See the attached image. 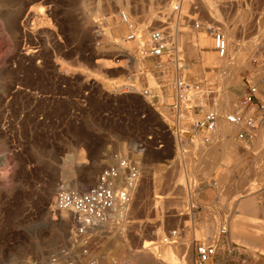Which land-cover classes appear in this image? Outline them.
<instances>
[{"label":"rangeland","instance_id":"374dc122","mask_svg":"<svg viewBox=\"0 0 264 264\" xmlns=\"http://www.w3.org/2000/svg\"><path fill=\"white\" fill-rule=\"evenodd\" d=\"M187 1L181 15L182 3L177 0H0V167L13 170L10 185L0 182V264H63L75 259L76 250L87 251L89 261L96 259L98 264H122L124 259L137 264L134 256L140 252L148 256L150 250H155L156 258L147 257L144 262H148L141 264H194L197 243H216L219 231L195 214L196 196L213 180L218 183L226 171L218 167L214 177L208 176L207 166L214 162L211 146L217 142L218 130L233 125L221 119L211 146L200 138L176 142L171 132L174 115L168 106L175 75L173 56L160 65L162 59L145 57L139 39L130 48L116 44L130 34L120 12L136 19L138 34L146 17L152 24L149 32L177 17L179 35L184 23L190 40L205 34L212 41L205 30H195L194 18L218 22L228 40V53L235 56L226 69L213 41L209 50L216 62L208 66L195 48L186 44L179 48L184 78L212 82L218 90L214 109L222 113L236 111L237 91L246 92L257 83L248 78L244 86L241 75L257 66L264 68V0ZM102 59L112 60L113 66H104ZM128 84L139 90L129 91ZM144 88L151 89L153 96L143 95ZM222 100L228 101L227 108ZM235 129L228 133H237L234 146L254 160L247 173L252 175L247 192L259 194L262 202V219L250 220L261 245L246 241L234 229L231 241L248 254V264H260L264 124L250 142L240 140V130ZM122 156L140 162L142 175L126 219L93 238L79 234L75 221L63 228L61 212L51 209L64 186L62 172L71 171L87 183L100 164L97 181ZM173 230L180 235L172 245L164 238ZM80 240L91 242L81 245ZM171 248L180 256L165 260L161 253Z\"/></svg>","mask_w":264,"mask_h":264},{"label":"built area","instance_id":"2783aa9c","mask_svg":"<svg viewBox=\"0 0 264 264\" xmlns=\"http://www.w3.org/2000/svg\"><path fill=\"white\" fill-rule=\"evenodd\" d=\"M177 1L183 2V0ZM120 17L122 22L128 24L130 21L131 23L130 34L122 37V42L128 43L136 40V22L125 12H120ZM176 19L177 17L165 26L151 30L149 50L144 52L145 57L162 59L160 65H164L167 60L170 61L168 57L173 56L171 61L175 64V75L172 81V101L168 103V106L174 115L171 132L175 141L181 145L185 139L191 141L197 136H202L205 145L210 144L213 139L212 135L217 130L221 119H225L239 128L238 138L240 140L251 141L256 130L264 124V98H261L259 86L251 84L247 87L246 92L238 102L236 111H224L222 113L216 111L214 107L218 104V90L215 85L209 81L189 82L182 74L183 51L175 44L173 28L169 24L176 23ZM194 28L196 31L205 30L211 35L213 49L219 58L227 56L228 40L218 22L203 23L194 18ZM125 87L131 92L139 90L131 84ZM140 91L145 96H153V92L149 88ZM141 177L140 164L128 156H122L114 164L107 166L99 174L97 183L86 190L78 192L73 189H61L56 196V209L70 211L75 216L77 232L84 235L104 223L114 213L127 215ZM221 234L226 235L228 232L222 230ZM179 235L177 230H173L164 240L167 243L173 240V242H178ZM216 239L215 244L206 242L196 244L194 264H222L217 260L219 236ZM225 243L227 245L222 250L223 252H227L230 258H239L240 264H248L249 257L243 249L233 244L231 240L225 241ZM90 263L97 264L98 261L93 259ZM63 264L78 263L75 259H69ZM122 264L132 263L124 259Z\"/></svg>","mask_w":264,"mask_h":264},{"label":"crops","instance_id":"0c3cea01","mask_svg":"<svg viewBox=\"0 0 264 264\" xmlns=\"http://www.w3.org/2000/svg\"><path fill=\"white\" fill-rule=\"evenodd\" d=\"M262 72L264 73V68L257 66L252 72L245 71L240 79L244 86L248 78L257 81L256 84L261 90V98H264V74ZM244 93L245 91H237L238 101ZM231 131L233 130H218L217 143L212 146L208 145L212 148L214 158V162L207 166L208 176L214 177L218 167L226 171L220 174L218 183L213 180L212 185L198 191L196 196L197 213L195 214L198 219L202 223L208 221L213 229L219 231L217 260L222 264H240L239 258H230L227 252L222 251L227 245L225 241L231 240V230L242 231L243 234L238 236L246 240L245 234L253 235L252 231H254L252 227L254 223L250 220L262 219V202L259 194L250 195L247 192L252 181V175L247 173L248 169L254 165V160L245 156L243 148L234 146L233 140L237 138V133L233 136L229 135ZM222 230H227L228 234H221Z\"/></svg>","mask_w":264,"mask_h":264},{"label":"bare ground","instance_id":"6f19581e","mask_svg":"<svg viewBox=\"0 0 264 264\" xmlns=\"http://www.w3.org/2000/svg\"><path fill=\"white\" fill-rule=\"evenodd\" d=\"M190 2V1H189ZM187 4H188V1L187 0H183V2H182V5H181V7H180V9H179V13H181V15L182 14H184V11H186V9L185 8H188L187 7ZM210 4V3H209ZM208 4V5H209ZM185 9V10H184ZM207 9H208V13L211 15V16H213V9H211V7L210 6H207ZM125 12V11H124ZM126 13V12H125ZM187 16H191V15H189V14H186ZM129 16V15H128ZM130 17V16H129ZM214 17V16H213ZM216 17V16H215ZM131 18V17H130ZM194 18V17H193ZM132 20H134L135 22H136V25H137V21H136V19L134 18V17H132ZM110 22H112V21H110ZM151 22V20H150V18L149 17H146V19L145 20H143L142 21V23H141V26H140V30H141V32L138 34V25L136 26V35H137V38H136V40H138L139 39V44H140V46H142L143 48L145 47V49L144 50H146V51H148L149 50V46H150V32H149V26H150V23ZM182 22V21H181ZM211 22V21H210ZM123 24H125L126 26H127V28L131 31V23H130V21H129V23L127 24V23H125V22H122ZM170 24V23H169ZM152 25V24H151ZM171 26H172V28H173V34H174V42H175V44L177 45V46H179V45H182V46H184V44H186V45H188V49H191V48H195V51L197 50L198 51V54H199V56L201 57V59H202V61L204 62V64L206 65V66H208V64H213V63H215L216 61H215V57H214V55H213V53H212V51L211 50H209V47H210V45L212 44V41L210 42V37H208V35H205V34H203V35H200V36H197L196 38L195 37H193V39H192V37H191V39L192 40H190V36H191V34H190V32H189V29L187 30L186 28H184L183 26H186V25H184V23H183V25L180 23V25H181V27L179 28L180 29V35H179V30H178V24H170ZM112 26V25H111ZM111 26H109L110 27V29H111ZM153 27V26H152ZM188 28V27H187ZM114 31V33H113V35L115 36V29L113 30ZM235 31V30H234ZM112 32V31H111ZM111 32H110V35H111ZM192 32V31H191ZM118 33V32H117ZM189 34H190V36H189ZM198 34V33H197ZM233 34H235V33H232V35ZM118 35V34H117ZM179 36V37H178ZM232 37V36H231ZM234 37V36H233ZM232 37V38H233ZM116 38H117V36H116ZM227 38V37H226ZM136 40H134V41H132V42H128V43H124V42H122V40L120 39L119 41L117 40V42H116V44H121L123 47H124V49L125 48H130V46L132 45V44H134L135 42H136ZM234 40V39H233ZM230 41V40H229ZM236 40H234V42H235ZM232 43V42H231ZM233 44V43H232ZM231 47V46H230ZM148 48V49H147ZM180 49V48H179ZM228 51H229V45H228ZM192 52V51H191ZM230 52V51H229ZM237 54V53H236ZM232 56H234V54L232 53V54H229L228 53V56H226L225 58H221L222 60H224L225 59V61L226 62H224V64H223V69H226L227 68V66H228V61L229 60H231V59H233L232 58ZM235 57V56H234ZM135 59H136V57H134ZM133 58V59H134ZM101 61V60H100ZM102 61H103V64H104V66H106V67H108V68H110L111 66H113L111 63H112V60H108V61H106V60H103L102 59ZM215 61V62H214ZM101 63V62H100ZM114 63V62H113ZM225 67V68H224ZM69 70H70V68H65L64 69V71H66V72H69ZM133 86V85H132ZM230 101V100H229ZM221 104V103H220ZM222 105L224 106V108H227L228 107V101H226V100H222ZM219 107V106H218ZM231 111V110H230ZM190 113V112H189ZM219 126V125H218ZM218 128V127H217ZM230 128V127H229ZM236 128V126H232L231 127V129H229V130H234ZM260 128V127H259ZM258 128V129H259ZM257 129V130H258ZM256 130V131H257ZM215 132H217V130H215ZM213 133V135L214 134H216V133ZM261 134V133H260ZM213 135H212V138H213ZM255 135H256V132H255ZM255 135H254V137H255ZM215 136H217V135H215ZM260 136V135H259ZM197 138H200L201 140H202V136H197L196 137V139ZM215 139V138H214ZM254 139V138H253ZM252 139V140H253ZM251 140V141H252ZM259 140V139H258ZM216 141V140H215ZM234 141V140H233ZM203 142V141H202ZM213 142V139H212V141L210 142V144ZM230 142V141H229ZM250 142V141H249ZM217 143V142H216ZM215 143V144H216ZM225 143H227L226 141H225ZM214 144V143H213ZM259 144V143H258ZM207 145H209V144H207ZM84 158V155H82L81 156V159H83ZM132 159V158H131ZM134 161H136V160H134ZM138 162V161H137ZM139 164H140V162H138ZM102 166V165H101ZM140 168H141V165H140ZM100 170V164L99 165H97V168H96V172L94 173V172H92L91 174H89V179H88V182L87 183H84V182H82L81 180H79V179H76V178H74V175H75V173H73V172H71V171H67V170H64L63 172H62V177H63V179H64V186L62 187L63 189L65 188V189H73V190H76V191H78V192H82V187L83 186H86V185H90V187L91 186H93V185H95L96 183H97V181H95V179H96V176H97V174H98V171ZM97 180H98V178H97ZM50 195V194H49ZM55 194L53 193V196H54ZM55 200H53V203H52V206H51V209L54 211L55 210V208H56V206H55V201H56V197L54 198ZM130 209H131V207H130ZM51 210V211H52ZM58 211H60V210H58ZM130 211V210H129ZM61 213V215H60V218H59V220H60V225L63 227V228H66V227H68L69 225H70V223L72 222V221H75V223H76V219H75V216L70 212V211H66V210H61L60 211ZM51 213V212H50ZM52 214V213H51ZM51 214H48V216H47V219L49 220L50 218H52L51 217ZM128 214H129V212L127 213V215L126 216H124V215H120V214H118V213H114V214H112L111 216H110V218L108 219V220H106L104 223H102V224H100L99 226H97L96 228H94V229H92V230H90V231H88L86 234H84V235H87V234H89L91 237L92 236H94L97 232H99V231H107L108 229H111V230H113L114 228H113V226L112 225H115V223H121L123 220H125L126 219V217L128 216ZM54 215V214H53ZM54 217V216H53ZM56 218V217H55ZM55 220V219H54ZM117 225V224H116ZM113 228V229H112ZM110 232V231H109ZM107 233V232H106ZM104 234V233H103ZM237 235H242L243 233H242V231H238L237 233H236ZM170 235V234H169ZM96 236H98V235H96ZM95 236V237H96ZM101 236V235H100ZM209 237V236H208ZM93 238V237H92ZM245 238H246V240L248 241V242H250V243H252V244H254V245H261V239H258L257 238V236L256 235H252V234H245ZM165 239V238H164ZM81 241V240H80ZM165 241V240H164ZM174 241V240H173ZM173 241L172 242H169V243H173ZM91 241H85V240H82L81 241V245H84V244H89ZM74 245H76L77 244V242L76 241H74ZM167 243V242H166ZM213 244H214V242H213ZM173 245V244H172ZM165 248V247H164ZM173 248V247H172ZM170 249V251H163V253H161V255L165 258V260H170V259H178L179 258V256H180V251L179 250H175V249ZM176 248H178V247H176ZM156 249V248H155ZM139 252V251H138ZM87 253V252H86ZM86 253H80V250L79 251H77L76 250V253L75 254H73L74 256V258L75 259H77V261H78V264H91L90 262L93 260V259H91L90 261H89V257H90V255L89 254H86ZM262 253V252H261ZM148 254V256H146L145 255V253L142 255L141 254V252L140 253H138L136 256H134V257H136L135 258V262L137 263V264H141L142 262H144L145 261V259L148 257V258H150V259H153L154 260V258H156V256H157V253L155 252V250L154 251H151L150 250V252L149 253H147ZM186 256V255H185ZM150 261H152V260H150ZM259 261H260V264H264V253H263V255H260L259 256ZM148 262V261H147ZM147 262H144V263H147ZM154 262V261H153ZM153 262H152V264H153ZM175 262V261H174ZM165 263V262H164ZM167 263V262H166ZM165 263V264H166ZM170 263V262H169ZM182 263V262H181ZM98 264V263H97Z\"/></svg>","mask_w":264,"mask_h":264},{"label":"clouds","instance_id":"9594fccd","mask_svg":"<svg viewBox=\"0 0 264 264\" xmlns=\"http://www.w3.org/2000/svg\"><path fill=\"white\" fill-rule=\"evenodd\" d=\"M13 176V170L11 166L7 168L0 167V182H7L9 185L11 184Z\"/></svg>","mask_w":264,"mask_h":264}]
</instances>
